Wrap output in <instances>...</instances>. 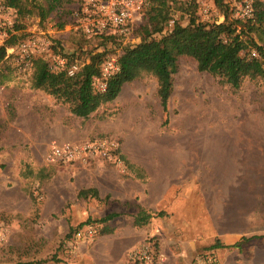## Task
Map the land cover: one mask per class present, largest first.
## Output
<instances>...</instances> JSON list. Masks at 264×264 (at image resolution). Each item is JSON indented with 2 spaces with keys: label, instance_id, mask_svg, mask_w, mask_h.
I'll use <instances>...</instances> for the list:
<instances>
[{
  "label": "rangeland",
  "instance_id": "1",
  "mask_svg": "<svg viewBox=\"0 0 264 264\" xmlns=\"http://www.w3.org/2000/svg\"><path fill=\"white\" fill-rule=\"evenodd\" d=\"M185 1L171 2L183 25L190 19L180 7ZM196 1L199 21H224L214 0ZM75 2L66 0L65 11L45 21L27 18L18 42L43 30L68 52L103 46L68 25ZM17 17L0 0V46ZM33 73L17 54L0 61V264H189L216 243L207 241L213 207L220 220L229 213L228 222L243 229L241 263L264 264V76L236 88L183 55L167 111L155 75L143 71L84 118L34 87ZM99 140L108 141L106 153L95 146ZM66 143L95 147L70 161L51 160L53 146ZM91 187L98 198L78 197ZM141 207L153 217L137 226ZM113 212L119 215L107 223L114 231L101 234L100 219ZM146 244L162 257L134 260L133 250Z\"/></svg>",
  "mask_w": 264,
  "mask_h": 264
},
{
  "label": "trees",
  "instance_id": "2",
  "mask_svg": "<svg viewBox=\"0 0 264 264\" xmlns=\"http://www.w3.org/2000/svg\"><path fill=\"white\" fill-rule=\"evenodd\" d=\"M65 1L46 0L45 4H42L37 0H2L6 7L16 10L18 17L12 30L9 31L8 38L0 46V61L6 57L8 48L18 47L26 38L24 36L18 42V33L25 28L24 22L27 18L35 15L41 21H45L54 12L56 14L64 12ZM174 1L176 0H150L144 23L138 28V32L140 31L142 35L141 41L121 54L120 70L108 80L105 91H98L94 86V78L100 75L105 51L86 54L82 51L80 54H73L71 59L81 55L90 59L73 76H70L65 69L51 70L46 58H35L32 66L34 87L43 88L57 99L68 103L74 115L87 118L101 105L113 101L120 94L123 85L137 78L143 71L155 75L161 105L164 111H167L174 86L173 76L178 70L179 57L183 55L193 57L197 61L199 70L218 76L236 88L240 87L247 77L264 76V4L262 2H255L253 18L241 20L233 15L232 6L227 0H214L215 5L225 16L224 21L202 22L197 19L198 2L185 1L180 7L190 15V19L187 25H183L173 17L171 2ZM172 20L174 23L168 32L156 37L155 35L162 33ZM110 38L114 39L109 36L102 37L101 43ZM54 48L57 49L56 46ZM254 52L256 54H253ZM78 197L98 198L99 191L94 187L82 188L78 192ZM118 215L113 212L101 218L100 223L104 224L99 232L101 234L113 232L114 228L107 222ZM152 217L150 212L141 207L134 217V224L145 225ZM219 246L216 241L209 248L217 249Z\"/></svg>",
  "mask_w": 264,
  "mask_h": 264
},
{
  "label": "built area",
  "instance_id": "3",
  "mask_svg": "<svg viewBox=\"0 0 264 264\" xmlns=\"http://www.w3.org/2000/svg\"><path fill=\"white\" fill-rule=\"evenodd\" d=\"M75 7L71 11L72 23H69L71 29L81 32L88 39L102 38L104 36L114 37L105 41L103 46L97 47L94 52H106L102 61L100 75L94 78V86L98 91H105L108 80L120 70L119 58L121 54L129 47H133L140 41H137L133 33L140 24L144 23L147 9L150 6V0H75ZM264 0H239L232 6L233 15L241 20H248L254 17L255 2ZM203 12L208 11L207 5L200 6ZM173 21L165 28L164 35L172 27ZM60 45V44H59ZM57 46V49L54 47ZM7 49V57L15 54L23 60L28 66H33V60L38 57L46 58L49 67L53 71L65 69L70 76L76 74L85 63L90 59L81 55L71 59L73 54L81 52H68L67 48L61 43L58 46L57 41L51 38L43 30L34 32L27 36L18 46ZM57 50V51H56ZM86 50V49H79ZM86 54V52H83ZM253 54H256L254 52ZM115 146V143H111ZM108 141L99 140L95 145L101 148L104 153L107 149ZM91 144L75 145L66 143L63 145H54L51 150V160L70 161L81 155L87 149L95 147ZM89 236L96 232L94 226H88L86 230ZM1 234V233H0ZM81 235V232H78ZM132 257L139 262L154 261L162 257L158 254L155 247L146 244L141 248L133 250ZM189 264H222L221 257L217 249L206 248L198 252Z\"/></svg>",
  "mask_w": 264,
  "mask_h": 264
},
{
  "label": "crops",
  "instance_id": "4",
  "mask_svg": "<svg viewBox=\"0 0 264 264\" xmlns=\"http://www.w3.org/2000/svg\"><path fill=\"white\" fill-rule=\"evenodd\" d=\"M214 209V207L212 208V210L209 209V212L212 215V233L207 241L212 239L218 241L220 246L217 248V250L219 252L221 260L223 259V256L225 257L226 264H242L241 261L243 259V254L240 253V249L242 248L241 240L244 234L243 229L241 227L237 228L233 226V223L228 222L227 217H230L228 216L229 213H227V217L225 216L223 218L225 220H220L218 218L220 215V211L216 212ZM203 241H206L205 238L203 239Z\"/></svg>",
  "mask_w": 264,
  "mask_h": 264
},
{
  "label": "bare ground",
  "instance_id": "5",
  "mask_svg": "<svg viewBox=\"0 0 264 264\" xmlns=\"http://www.w3.org/2000/svg\"><path fill=\"white\" fill-rule=\"evenodd\" d=\"M222 151H223V150H222ZM225 151H226V150H225ZM220 152H221V151H220ZM220 152H219V153H220ZM222 154H223V153H222ZM222 154H220V155H222ZM225 154H226V153H225ZM225 156H226V155H225Z\"/></svg>",
  "mask_w": 264,
  "mask_h": 264
}]
</instances>
